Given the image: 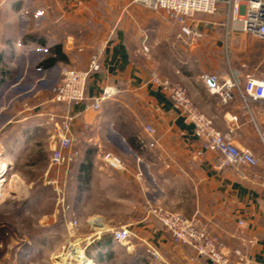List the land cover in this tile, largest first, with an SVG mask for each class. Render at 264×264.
I'll use <instances>...</instances> for the list:
<instances>
[{"label":"crops","instance_id":"obj_1","mask_svg":"<svg viewBox=\"0 0 264 264\" xmlns=\"http://www.w3.org/2000/svg\"><path fill=\"white\" fill-rule=\"evenodd\" d=\"M214 20L197 15L192 22L203 37L191 41L165 12L131 0H0V160L9 164L6 175L14 174L11 194L24 202L18 208L21 219L42 212L44 206L27 199L42 195L35 192L32 176L47 155L43 188L53 189L48 180L60 185L64 179L68 204L66 216H58L56 207L42 213L32 222L34 236L19 240L4 260L33 264L57 259L58 243L75 240L86 244L93 264H212L173 241L152 214L160 207L195 220L217 237L233 264H264V112L255 104L249 112L239 97L225 106L209 92L205 75L228 79L232 74L242 85L246 77L234 68L229 52L224 69L222 30ZM233 31L225 36L235 42L240 36ZM95 55L101 68L90 76L87 96L108 87L121 93L99 112L86 104L72 108L79 114L75 148L80 155L68 173L50 163L54 129L49 116L65 110L51 102V89L62 67L86 70ZM153 77L183 86L219 130H234L235 144L259 160L254 168H241L247 179L238 177L240 168H221L219 154L202 148L194 126ZM148 125L157 131L154 149L139 143ZM251 125L260 144L254 143ZM107 151L122 158L125 172L105 166L102 153ZM94 214L98 220H92ZM122 227L135 233L128 244L113 238L111 231ZM236 250L243 256H236Z\"/></svg>","mask_w":264,"mask_h":264},{"label":"built area","instance_id":"obj_2","mask_svg":"<svg viewBox=\"0 0 264 264\" xmlns=\"http://www.w3.org/2000/svg\"><path fill=\"white\" fill-rule=\"evenodd\" d=\"M131 3L147 10L165 12L181 25V36L190 38L191 41H197L203 37L202 32L192 22L197 15H215L223 11L227 19V29L231 22L239 23L244 33L264 42V0H131ZM143 49L145 52L149 51L147 46H143ZM100 68V58L97 55L93 56L86 70L69 66L61 68V79L51 89V102L63 105L65 110L61 114L54 113L49 116L54 129L51 135L52 144H54L51 166L66 168L68 171L79 158L80 153L75 148L74 129L79 115H76L72 108L75 105L86 104L99 112L103 103L121 93L118 88L108 87L98 96H87L89 78ZM203 79L209 92L217 95L223 105L226 106L239 97L249 112L250 104L258 105L264 112V76L247 75L244 85L232 74L228 79H221L216 75H205ZM151 81L162 89L181 110L183 117L194 126L195 136L202 148L219 154L220 167L240 168L237 171L238 177L247 179V174L241 168H254L259 160L253 151L242 149L235 144L234 130L227 132L219 130L214 120L199 110L183 86L158 77H153ZM155 136L156 129L151 125L146 126L144 134L139 138L142 148L154 149L157 146ZM260 137L264 148V134L260 133ZM102 160L105 166L112 170L122 172L127 170L122 158L112 152H103ZM7 171L3 172L2 180H5ZM260 179L264 183V178ZM46 185L52 186L53 190L58 192L59 196L61 195L62 189L55 180H48ZM152 214L175 243L191 248L198 257L209 260L212 264H233L229 254L220 249L218 238L195 220L160 207L153 208ZM76 227L78 222L75 220L72 228ZM111 232L113 238L121 244H128L135 237V233L129 227L113 229ZM73 243L76 245H70L69 250L60 257L66 258L65 264H80L81 258H87L85 249H79L77 246L83 242ZM149 252L153 257H159L156 248L150 246ZM234 253L238 257L243 256L241 251L236 250Z\"/></svg>","mask_w":264,"mask_h":264},{"label":"rangeland","instance_id":"obj_3","mask_svg":"<svg viewBox=\"0 0 264 264\" xmlns=\"http://www.w3.org/2000/svg\"><path fill=\"white\" fill-rule=\"evenodd\" d=\"M198 17L215 19L214 21L218 23L219 26L218 27H215L212 25L211 26L222 30L221 41L223 44V48L220 51V54H222L224 58L223 59L224 61H222L224 64V69L227 70V63H228L227 53L229 52V56L230 57L231 55L233 56V59H234L233 66L236 70L243 72L244 75L246 76L247 75H253L255 77L264 76V42L258 40L257 38L253 36H250L244 33L239 23L231 22L229 24V28L227 29V19L223 11L215 15L200 14V16L198 15ZM207 26H209V23L207 24ZM232 31L235 33L234 36L235 35L240 36L235 42H233L231 38H227L225 36L226 33H230V32L232 33ZM231 47L234 48L233 54L230 53ZM227 73L226 75H229ZM250 106L252 107V104H250ZM76 115H79V114L76 113ZM77 123H78V119H77ZM76 125L74 128L75 131L77 128ZM251 126L253 130L255 131L254 135H256V140H254V143L260 144L259 134L257 133V130L255 129V127L253 125ZM156 134H157V131H156ZM77 135L78 134L75 133L76 138H77ZM75 144H77V142H75ZM45 161H47V155L43 158V162H41L42 164L41 163L39 164L36 172L32 176V178L34 177L37 180L36 186H35L36 187L35 192H40L42 195L41 196H36V195L31 196L30 198L27 199V201H29L28 203L44 206L42 212L37 213V214L32 213L28 218L21 219L18 214V208L24 202L21 200L20 197L13 196L11 194V190H12V187H11L12 178L11 177L14 175L13 172L10 173L8 176L6 175L5 177L6 179L4 180L5 182L3 181L0 184V264H11V263H8L6 260H4L6 253L9 251L12 252L18 246L19 240H23L28 236H31V237L34 236V232L35 230L37 231V229L35 230L32 229V222L35 221L39 216H41L42 213L48 214L51 208L56 207L59 210L58 216L62 217V216H66L67 214L65 211H63V210H67V205H68L67 204V193H66L67 185H66L65 180L64 179L61 180V184L59 185L60 188L62 189V193L60 196L57 194L58 192H55L53 189H50L49 187H46V189L43 188L44 186L42 185V182L40 181L41 178H43L44 176L43 169L46 166ZM8 169H9V164L7 163V167L3 172L7 171ZM69 170L67 171L68 173H69ZM1 177L2 176H0V182L2 181ZM40 188L42 189L40 190ZM49 189L52 190V192L49 191ZM98 218L99 217L97 216V214H94L92 216V220H98ZM23 224H25V226H23ZM18 225H20V227H18ZM77 229L78 227L73 228L72 230L74 236L78 235ZM55 231L58 234L61 233L60 229L56 228ZM50 232H52V230L47 231L45 234L47 235ZM73 242H75V240L72 241V244H70V241L65 244H61V245L58 243V246L55 249L56 253H58L57 255L59 256L57 259H52L48 261L40 260L41 262L38 261L33 264H64L66 258L61 259L60 257L62 254H65L69 250V248L71 247L70 245H76ZM77 246L79 247V249H85L86 251V244H79Z\"/></svg>","mask_w":264,"mask_h":264},{"label":"bare ground","instance_id":"obj_4","mask_svg":"<svg viewBox=\"0 0 264 264\" xmlns=\"http://www.w3.org/2000/svg\"><path fill=\"white\" fill-rule=\"evenodd\" d=\"M6 167H7V163L5 162V161H3V160H0V174H1V172H3L5 169H6ZM4 180H2L0 183H2ZM5 182V181H4ZM15 182V185H16V183H17V181H16V178L14 177V179H13V183ZM66 261V260H65ZM65 263H67V262H65ZM64 263V264H65ZM79 263L80 264H93V262L91 261V260H89V259H87V258H85V257H83V258H81L80 260H79Z\"/></svg>","mask_w":264,"mask_h":264},{"label":"trees","instance_id":"obj_5","mask_svg":"<svg viewBox=\"0 0 264 264\" xmlns=\"http://www.w3.org/2000/svg\"><path fill=\"white\" fill-rule=\"evenodd\" d=\"M53 63V60H51L49 63L45 64L46 66H50Z\"/></svg>","mask_w":264,"mask_h":264}]
</instances>
